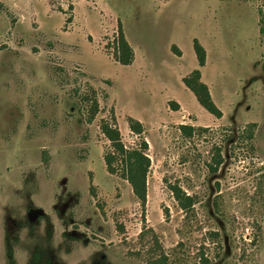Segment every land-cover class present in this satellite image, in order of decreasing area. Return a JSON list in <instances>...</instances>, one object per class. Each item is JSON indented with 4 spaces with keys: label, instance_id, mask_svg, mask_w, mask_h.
Here are the masks:
<instances>
[{
    "label": "rangeland",
    "instance_id": "rangeland-1",
    "mask_svg": "<svg viewBox=\"0 0 264 264\" xmlns=\"http://www.w3.org/2000/svg\"><path fill=\"white\" fill-rule=\"evenodd\" d=\"M119 26L130 66L114 58ZM195 69L221 119L183 84ZM113 114L128 149L140 144L128 117L144 124L145 207L106 169ZM160 256L264 264V0H0V264Z\"/></svg>",
    "mask_w": 264,
    "mask_h": 264
},
{
    "label": "trees",
    "instance_id": "trees-1",
    "mask_svg": "<svg viewBox=\"0 0 264 264\" xmlns=\"http://www.w3.org/2000/svg\"><path fill=\"white\" fill-rule=\"evenodd\" d=\"M115 48V60L123 66L132 65L135 59V53L126 40L120 26L118 37L115 40ZM193 48L199 68L205 67L206 51L197 39L193 41ZM174 51H176L175 53L178 56H181L179 49L174 47ZM201 79L200 69H195L188 77L183 78L182 81L194 94L202 108L215 118L221 119L223 113L213 101L207 84ZM82 102L88 105L87 122L92 123L101 111L96 90L92 89L89 95H84ZM174 104H176V107L178 106L177 103ZM127 122L130 131L140 138L139 147L128 149L125 146L121 132L117 126L116 117L113 114L111 121L103 119L100 125L102 134L110 142V149L104 154L103 158L108 173L117 174L118 172H122L124 179L131 185L134 195L140 201L141 205L145 207L147 202V177L151 167V160L148 156L149 145L144 137V124L132 117H128ZM194 128L186 125L181 126L183 132H192L195 130ZM44 159L47 162L48 157H44ZM170 188L179 206L183 210L188 211L192 207V198L186 195L178 186H170ZM150 264H167V259L164 256H160L152 260Z\"/></svg>",
    "mask_w": 264,
    "mask_h": 264
}]
</instances>
